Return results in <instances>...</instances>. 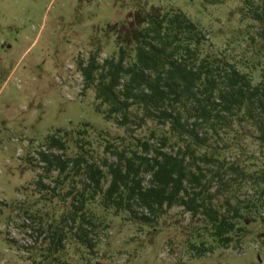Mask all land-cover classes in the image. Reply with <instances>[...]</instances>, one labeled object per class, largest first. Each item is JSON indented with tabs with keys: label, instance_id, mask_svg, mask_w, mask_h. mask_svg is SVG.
<instances>
[{
	"label": "rangeland",
	"instance_id": "374dc122",
	"mask_svg": "<svg viewBox=\"0 0 264 264\" xmlns=\"http://www.w3.org/2000/svg\"><path fill=\"white\" fill-rule=\"evenodd\" d=\"M152 7L186 13L206 31L208 51L255 84L262 81L264 21L256 12L264 0H0V264H264V144L248 123L236 122L217 143L230 192H219L213 203L222 211L227 197L239 203L237 223L245 228L232 233L228 246L212 235L204 215L183 206L156 213L138 204L133 212L106 208L103 194L93 196L87 186L85 164L62 170L56 162V155H84L107 171L106 163L116 160L108 145L137 148L138 139L160 145L167 127L108 120V105L80 69L93 56L100 63L117 57L121 44L111 25L132 28L136 12ZM50 136L65 148L53 146ZM232 164L244 174L229 170ZM218 188L214 182L210 193ZM86 199L81 213L93 220V248L79 239L81 219L71 218L73 204ZM50 226L65 233L59 248L51 244Z\"/></svg>",
	"mask_w": 264,
	"mask_h": 264
},
{
	"label": "trees",
	"instance_id": "16d2710c",
	"mask_svg": "<svg viewBox=\"0 0 264 264\" xmlns=\"http://www.w3.org/2000/svg\"><path fill=\"white\" fill-rule=\"evenodd\" d=\"M256 14L264 21V7ZM133 25H111L118 31L121 44L117 57L100 63L93 56L80 69L86 86L94 87L97 99L108 105V120L127 128L153 121L168 131L159 146L141 139L137 148L108 145L116 160L106 163L107 171L84 155L66 160L56 155V162L62 170L70 163L81 170L85 164L87 186L93 196L103 194L106 208L133 212L138 204L156 213L165 207L183 206L193 216L204 215L212 235L228 246L234 241L232 233L245 228L237 223L243 217L239 203L233 205L227 197L225 211L213 203L219 192H230V179L223 173L225 164L218 157L221 147L217 143L225 142L222 134L234 130L237 122L250 124L264 144V77L255 84L248 73L208 51L206 31L184 12L152 7L136 12ZM50 139L53 146L65 148L56 136ZM181 143L184 146L177 148ZM169 146L170 151L166 149ZM202 148L206 151L198 153ZM41 154L53 165L50 155ZM228 168L244 174L239 165ZM209 171L212 176L206 180ZM108 175L111 180L105 189ZM145 176H149L148 185ZM214 182L219 188L210 193ZM205 192H209L208 197ZM86 203L87 199L81 205L74 203L71 218L74 222L81 219L79 239L93 248V220L87 211L81 213ZM140 219L152 222L145 215ZM50 230L51 244L59 248L65 233L53 226Z\"/></svg>",
	"mask_w": 264,
	"mask_h": 264
}]
</instances>
